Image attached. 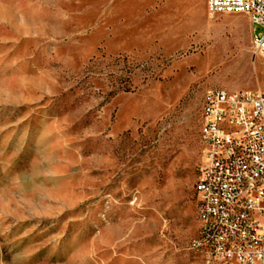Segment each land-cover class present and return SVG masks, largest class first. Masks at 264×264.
Instances as JSON below:
<instances>
[{
    "label": "rangeland",
    "instance_id": "1",
    "mask_svg": "<svg viewBox=\"0 0 264 264\" xmlns=\"http://www.w3.org/2000/svg\"><path fill=\"white\" fill-rule=\"evenodd\" d=\"M253 31L207 0H0V264H205L203 99L264 92Z\"/></svg>",
    "mask_w": 264,
    "mask_h": 264
},
{
    "label": "built area",
    "instance_id": "2",
    "mask_svg": "<svg viewBox=\"0 0 264 264\" xmlns=\"http://www.w3.org/2000/svg\"><path fill=\"white\" fill-rule=\"evenodd\" d=\"M207 10L247 16L264 57V0H207ZM199 142L193 247L209 250V264H264V92L207 91Z\"/></svg>",
    "mask_w": 264,
    "mask_h": 264
},
{
    "label": "bare ground",
    "instance_id": "3",
    "mask_svg": "<svg viewBox=\"0 0 264 264\" xmlns=\"http://www.w3.org/2000/svg\"><path fill=\"white\" fill-rule=\"evenodd\" d=\"M198 251H200V250H198ZM202 254L204 255V262H205V264H209L208 258H207V257H209V250H202Z\"/></svg>",
    "mask_w": 264,
    "mask_h": 264
},
{
    "label": "crops",
    "instance_id": "4",
    "mask_svg": "<svg viewBox=\"0 0 264 264\" xmlns=\"http://www.w3.org/2000/svg\"><path fill=\"white\" fill-rule=\"evenodd\" d=\"M252 30H253V27H252Z\"/></svg>",
    "mask_w": 264,
    "mask_h": 264
}]
</instances>
